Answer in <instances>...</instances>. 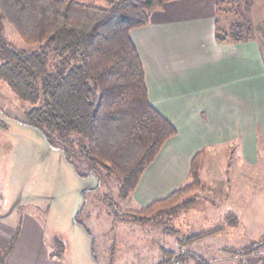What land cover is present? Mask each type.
<instances>
[{"label":"crops","instance_id":"crops-1","mask_svg":"<svg viewBox=\"0 0 264 264\" xmlns=\"http://www.w3.org/2000/svg\"><path fill=\"white\" fill-rule=\"evenodd\" d=\"M227 1L170 0L151 13L149 24L130 33L145 70L149 98L177 134L164 144L127 198L140 208L126 210H140L188 183L193 157L206 150L201 182L207 199H198L195 209L223 207L225 220L212 235L219 238L211 246L216 257L196 255L210 264H264V248L256 255L232 256L264 233V40L260 38L264 0H244L243 9L250 11L255 28L253 39L219 43L217 27L229 26L219 18L221 11L224 16L230 11L223 4ZM211 154L221 164L220 174L210 168ZM229 157L235 160L229 163ZM14 207L0 212V264H65L51 250L41 219L20 215ZM234 218L237 222L227 221ZM175 246L169 250L172 256L186 252L178 239ZM133 251L156 264H164L165 254L170 255L158 242ZM115 261L116 256L111 264ZM188 264L197 262L188 257Z\"/></svg>","mask_w":264,"mask_h":264},{"label":"trees","instance_id":"trees-1","mask_svg":"<svg viewBox=\"0 0 264 264\" xmlns=\"http://www.w3.org/2000/svg\"><path fill=\"white\" fill-rule=\"evenodd\" d=\"M168 1L0 0V86L7 84L20 99L32 104L18 120L37 129L80 176H85L80 161H88L92 165L86 175H96L98 170L117 177L123 200L133 194L146 168L177 134L149 98L145 70L130 36L133 29L149 24L151 13ZM225 3L234 11L239 0ZM7 24L23 46L6 38L3 30ZM253 38L246 17L231 22L227 29H216L219 43ZM206 160V150H200L191 161L188 183L140 210L122 214L142 220L181 200L196 202ZM220 228L187 236L179 244L184 246ZM17 236L16 232L14 239ZM262 246L264 233L238 252L256 255ZM182 256L194 258L197 264H210L188 250L174 254L165 264H175Z\"/></svg>","mask_w":264,"mask_h":264},{"label":"rangeland","instance_id":"rangeland-1","mask_svg":"<svg viewBox=\"0 0 264 264\" xmlns=\"http://www.w3.org/2000/svg\"><path fill=\"white\" fill-rule=\"evenodd\" d=\"M244 2L242 0L236 10L226 12L225 16V11H221V23L228 25L245 17L250 19V11L243 9ZM252 23L250 19L252 33H255ZM261 31L260 38L264 40V30ZM3 33L13 45H24L12 26L7 24ZM31 107L30 102L20 99L7 84L0 86V212L13 204L20 215H37L44 224L51 250L65 264H111L115 256L118 259L115 264H156L153 260L147 262L142 253L135 254L133 249L144 244L151 247L158 242L171 251L176 247V239L181 241L213 229L225 220L223 207H209L206 212L195 209L198 199L199 202L207 199L203 186L192 204L181 200L173 207L155 210L142 220L122 214L126 209L140 207L133 199L120 198V180L108 177L100 169L101 172L96 170V175H86L92 165L88 161H80L79 168L85 174L80 176L62 152L52 148L37 129L18 120L23 119ZM213 157L211 154L210 168L220 174L221 164ZM228 160L231 163L235 158ZM214 233L208 236L210 238L194 239L179 247L202 254L206 259L215 258V249L211 246L219 238L212 237ZM234 254L249 256L241 252L232 256ZM169 257L172 255L166 253L164 264ZM180 259L178 264H188L187 256Z\"/></svg>","mask_w":264,"mask_h":264},{"label":"built area","instance_id":"built-area-1","mask_svg":"<svg viewBox=\"0 0 264 264\" xmlns=\"http://www.w3.org/2000/svg\"><path fill=\"white\" fill-rule=\"evenodd\" d=\"M175 264H178V262H177V263H175Z\"/></svg>","mask_w":264,"mask_h":264}]
</instances>
